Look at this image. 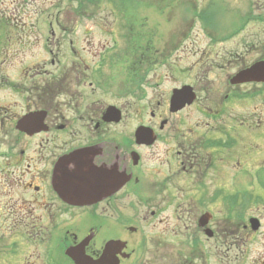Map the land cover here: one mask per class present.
Instances as JSON below:
<instances>
[{"label": "flooded vegetation", "instance_id": "af4514ba", "mask_svg": "<svg viewBox=\"0 0 264 264\" xmlns=\"http://www.w3.org/2000/svg\"><path fill=\"white\" fill-rule=\"evenodd\" d=\"M237 2L0 16V264H264V0Z\"/></svg>", "mask_w": 264, "mask_h": 264}, {"label": "rangeland", "instance_id": "374dc122", "mask_svg": "<svg viewBox=\"0 0 264 264\" xmlns=\"http://www.w3.org/2000/svg\"><path fill=\"white\" fill-rule=\"evenodd\" d=\"M237 6H245L250 3V5L259 6V2L257 0H237ZM74 2V1H73ZM72 0H0V16H4V18H7L9 20L11 19H18L22 23H32L33 21L37 22L39 19L40 22L36 26L39 33L44 34L42 38H46V35L49 34V25H48V19H52L55 17H60L62 19H75L80 18L79 17V11L77 12L78 8L75 9L73 6ZM230 9L233 12L234 16L237 18L240 16V8L238 7L234 11L233 4H230ZM260 7V6H259ZM78 13V14H77ZM231 15H223L224 19L227 17H230ZM29 19V20H28ZM159 21V17L157 20H151V25H154V29L158 32H160V26L156 24V22ZM250 25L248 29L245 31V33L251 34V33H258L260 32V29L257 31V27H252ZM252 27V28H251ZM64 27H58L56 26V31L59 33L63 32ZM167 26V24L162 23L161 26V33H175L176 28L171 29ZM169 29V31H167ZM197 28H194L192 32H194ZM257 31V32H256ZM66 33H69V30L65 31ZM78 34L81 33V26L78 27ZM193 34H200V32L197 30ZM168 37V36H167ZM43 42V41H42ZM39 51H41V59L44 60L47 58V53L45 52V49L43 46H40L38 48ZM2 199L0 198V220L3 219L2 215L4 214V209L2 208ZM255 255L257 251L254 252ZM62 264H70L68 262H63Z\"/></svg>", "mask_w": 264, "mask_h": 264}, {"label": "water", "instance_id": "95a60500", "mask_svg": "<svg viewBox=\"0 0 264 264\" xmlns=\"http://www.w3.org/2000/svg\"><path fill=\"white\" fill-rule=\"evenodd\" d=\"M175 98H179V96L177 94H175ZM175 102H177V101H175ZM172 105H173V108H175V109L179 108V106H177L176 103H174Z\"/></svg>", "mask_w": 264, "mask_h": 264}]
</instances>
